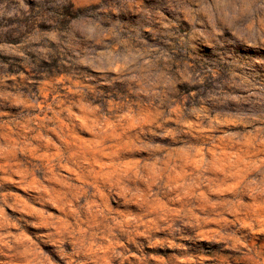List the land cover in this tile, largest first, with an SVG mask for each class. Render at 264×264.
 Here are the masks:
<instances>
[{
  "label": "rangeland",
  "instance_id": "374dc122",
  "mask_svg": "<svg viewBox=\"0 0 264 264\" xmlns=\"http://www.w3.org/2000/svg\"><path fill=\"white\" fill-rule=\"evenodd\" d=\"M0 264H264V0H0Z\"/></svg>",
  "mask_w": 264,
  "mask_h": 264
}]
</instances>
